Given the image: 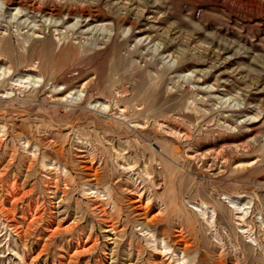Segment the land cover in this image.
<instances>
[{
	"label": "rangeland",
	"instance_id": "374dc122",
	"mask_svg": "<svg viewBox=\"0 0 264 264\" xmlns=\"http://www.w3.org/2000/svg\"><path fill=\"white\" fill-rule=\"evenodd\" d=\"M0 264H264V0H0Z\"/></svg>",
	"mask_w": 264,
	"mask_h": 264
},
{
	"label": "bare ground",
	"instance_id": "6f19581e",
	"mask_svg": "<svg viewBox=\"0 0 264 264\" xmlns=\"http://www.w3.org/2000/svg\"><path fill=\"white\" fill-rule=\"evenodd\" d=\"M7 93V92H6ZM187 130V129H186ZM182 131V130H181ZM185 132V131H184ZM189 132V131H188ZM177 134V133H176ZM183 134H185V133H183ZM184 136V135H183ZM237 147H241L242 145H236ZM242 147H244V146H242ZM217 152V151H216ZM214 152V151H209V152H206V153H197V152H193L190 156L191 157H193V158H202V159H205V160H207V161H212L215 157L214 156H216V158L217 159H219L220 157H221V153L220 152ZM202 159L200 160V161H202ZM214 161V160H213ZM201 163V162H200ZM208 165V164H207ZM139 166H134V167H132V168H125V170H128L129 171V173L130 172H136V170H138L139 168H138ZM136 169V170H135ZM136 175H138V177H139V175H140V170H139V172L136 174ZM140 178V177H139ZM134 185H135V187H136V190L137 191H139V192H141L140 193V195H143V193H144V191H142V189H144V188H140V183H138V181H134ZM240 213L241 212H237V219H239V220H241L242 219V217H240ZM113 226V225H112ZM56 230H58V229H56ZM59 231V230H58ZM57 231V232H58ZM56 232V233H57ZM55 233V234H56ZM78 253V252H77Z\"/></svg>",
	"mask_w": 264,
	"mask_h": 264
}]
</instances>
